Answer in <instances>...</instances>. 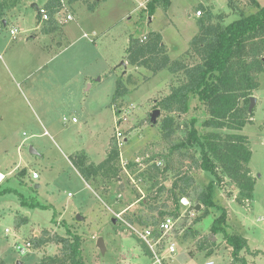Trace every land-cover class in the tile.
<instances>
[{"label":"rangeland","instance_id":"1","mask_svg":"<svg viewBox=\"0 0 264 264\" xmlns=\"http://www.w3.org/2000/svg\"><path fill=\"white\" fill-rule=\"evenodd\" d=\"M44 1L37 0L40 5ZM96 1L75 0L71 3L69 0L68 12L73 13L74 20L58 21L60 26H67L70 33H67L68 42H62L61 39L63 45L57 47L55 44L58 41L52 43L46 35L35 38L34 45L26 44L25 41L33 35L37 25H42L37 19L36 9L27 4V9H24L25 22H21V25L29 30L21 33L14 43L19 45H12L8 54H5L17 83L11 86L9 93L3 95L7 105L2 113L3 121H0V167L4 164V158H8L10 165L18 162L23 167L26 165L27 173L16 168L17 176L24 177L22 175L26 174L25 183L16 186L17 190L0 194V261L5 262V259L9 264H17L18 259L23 261L21 264H34L44 256L61 253L62 245L49 241L40 247L35 246L27 257H20L13 248V236L17 233L24 240L32 239L34 234L39 237H67L70 230L82 238L86 264H127V260L130 264H151L142 243L122 229L118 219L113 221L126 200L130 199H120L118 196L121 195V185L132 194L131 200L144 195L148 209L152 212L157 207L160 212L163 211L162 206L167 204L168 197L172 196L170 189L174 181H179L181 176H194V181L190 182L192 202L202 188L215 181L214 199L231 211L230 221L229 216L227 218L229 232H244L256 246L264 249V220H258L260 216L264 217V73L259 75L260 87L252 95L258 98L252 121L242 131L247 132L250 138L253 153L250 167L257 180L255 195L251 202L246 200L244 205H240L236 202L238 190L226 176L220 174L223 181L219 182L211 172L196 166L193 157L200 162L202 156L198 143L178 150L170 161L174 169L162 172L166 164L162 156L168 152L171 143L181 142L192 127L196 128L202 141L209 131L227 132L202 125L208 116L206 110L199 106L198 98L194 97L191 99L190 112L172 114L177 124L180 123L172 142L163 139L161 122L167 113L161 109L156 124L152 123L151 114L172 87L185 80L184 73H172L165 69L153 74L144 67H126L129 63L126 58L128 39L131 36L144 39L150 30L162 33L172 60H180L187 65L195 64L198 59L188 54L190 41L198 32L199 17L194 15L195 12L202 9L204 15V8H212L214 13L223 15L225 23H229L238 18L240 13L247 15L257 11L255 2L204 0L206 4H202L200 0H169L167 8L160 4L154 15H151L147 9L149 0H98L99 5L89 10L88 4ZM256 1L264 5V0ZM85 33L90 38L85 37ZM60 35V32H56L57 39L61 38ZM123 61L126 65L122 64ZM1 70L7 71L4 67ZM122 77L125 80L130 78L132 82L128 84L129 93L113 103L124 112L125 118L120 131L126 139L120 149L123 158L135 162L136 166L129 170L130 175L120 168L119 176L115 179L99 176L85 182L70 164V159L79 152L89 151L94 160H102L104 152L107 150L108 154L117 140L112 99L117 81ZM65 116L67 121L63 120ZM73 116L77 118V123L72 121ZM87 116L89 120L86 123ZM194 117L198 121L191 124ZM45 128L50 135H41ZM24 138L26 140L18 148ZM31 146L36 148V153H33ZM154 164L159 165L161 171L151 179L150 174L156 173ZM34 170H37L40 178H33ZM10 178L12 176H8ZM179 183L183 185L182 181ZM37 184L40 187H36ZM218 185L233 189L230 191L236 193L235 199L221 197V187ZM162 187L165 190L159 192ZM155 191L158 195H155ZM22 196L27 202H39L47 205V208L25 205ZM22 208L28 210L22 211ZM216 208L211 207L210 212L199 220L197 228L201 232L210 231ZM217 213L220 214L218 208ZM202 214L196 213L193 219ZM79 215L82 217L78 218ZM18 216L27 219L20 228L15 224ZM124 216L129 217L127 214ZM23 217L18 218L24 221ZM186 222L182 227H185ZM7 228L14 234L8 236L5 233ZM99 237L104 239L106 245L104 253L97 246ZM216 237L221 247L219 252L211 255L204 251L190 255L195 251L192 240L193 245L186 250L189 251L186 264H205L208 260L214 261V264H230L231 247L227 245L230 248L228 252L222 245L226 243L224 238L219 234ZM180 242L178 244L182 246ZM179 245L178 254L181 253ZM262 254L263 250L250 244L248 249L241 252L248 264L253 263L254 259L257 261L253 264H263ZM231 264L241 262L234 261L232 257Z\"/></svg>","mask_w":264,"mask_h":264},{"label":"trees","instance_id":"2","mask_svg":"<svg viewBox=\"0 0 264 264\" xmlns=\"http://www.w3.org/2000/svg\"><path fill=\"white\" fill-rule=\"evenodd\" d=\"M75 0H70L72 3ZM257 6V11L251 14L240 13L238 18L225 23L222 14H217L211 8H204L205 14L197 19L198 32L190 41L188 54H191L198 61L193 65H187L180 60H172L163 42V35L159 31H149L146 38L131 36L126 49L127 60L130 65L144 67L153 74L168 69L172 73L183 72L185 80L173 86L171 92L162 98L156 108L162 109L167 115L162 119V137L171 143L172 138L180 127L177 124L173 113L186 114L191 110V99L198 98L199 106L206 110L207 119L202 125L214 129L227 130L226 133L209 131L203 141L198 137L195 127H192L186 137L179 143H171L168 152L162 156L165 167L162 172L172 171L174 165L171 160L176 152L182 148H188L198 143L201 147V161L193 160L197 167L211 172L221 182L226 176L238 189L239 194L236 201L244 205L246 200L253 197L256 178L252 174L250 161L252 149L248 135L241 133L244 126L252 121L253 113L249 112L250 97L260 87L259 75L264 73V5L252 0ZM11 4V0H4L0 3V18L2 11ZM160 4L167 8L169 0H149L147 9L154 15ZM89 10H94L97 1L88 4ZM49 13L50 20L46 22L42 31L51 33L59 28L55 20V13L60 9V0H49L44 5ZM130 78L123 77L117 81V89L113 95L112 104L122 100L129 93L128 84ZM197 117L192 120L197 123ZM186 156V155H184ZM120 150L117 142L111 146L106 158L96 164L88 159L85 154L73 158L72 162L86 181L101 176L108 179H115L119 176ZM149 161V160H148ZM136 166L135 162L129 161L128 169L131 171ZM156 173L150 174L153 179L159 174L161 168L154 164ZM220 170L222 173H219ZM149 172V171H148ZM223 174V177L220 175ZM183 182V185L179 183ZM175 180L170 193L176 210L179 209V199L191 195L190 182L192 177H182ZM215 181H211L202 188L196 197V201L204 205L203 214L197 219L210 212L211 207H217L220 214L216 216L212 225L213 235L221 234L227 245L231 247V255L236 262L248 264L241 256L243 249H248L247 239L240 234H231L228 230V211L225 207L215 203L213 198ZM12 189H6L0 194ZM165 187L159 189L163 192ZM155 195H158L155 194ZM23 204H30L32 207L47 208L39 202H27L22 196ZM160 217L167 214V211H160ZM178 215V212H174ZM153 216L148 220H152ZM144 222V221H142ZM146 222V221H145ZM144 222V223H145ZM188 232V231H187ZM69 236L61 235L39 237L36 240V247H40L49 241H55L62 245L61 253L44 256L34 264H86L83 250L82 238L68 230ZM50 237V238H49ZM256 254V252H254ZM253 253V254H254ZM0 264L5 262L0 261Z\"/></svg>","mask_w":264,"mask_h":264},{"label":"crops","instance_id":"3","mask_svg":"<svg viewBox=\"0 0 264 264\" xmlns=\"http://www.w3.org/2000/svg\"><path fill=\"white\" fill-rule=\"evenodd\" d=\"M4 0H0V3H2ZM49 0H45L44 1V4H42V5H40L38 2H37V0H11V4L9 5V6H7V7H5L4 8V10L2 11V15H3V17L2 18H0V22H2V23H4V24H7L9 27H18V29H20V32L16 35V37H14V36H12L8 31L6 32V34L4 33V31L3 32H1L0 33V52L2 53V55H3V58L0 60V121H3L2 119H3V115H2V113H3V111L6 109V105H7V99H6V97H3V95H5L4 93H9V91L11 90V86L13 85V86H15L14 84H16L17 82H15V78H14V75L12 74V70H11V68L9 67L10 66V63H9V60L7 59V57H6V55L5 54H8V52H9V50L12 48V45L15 47V46H17V45H19V43L18 44H14V43H16L17 41L16 40H18V38H19V36H20V34L21 33H25L26 32V30H29V29H27V28H25L24 26H23V24L21 25V22L22 23H24L25 22V17H26V10H24V9H27L26 8V5L27 4H31V7L32 8H34V9H36V11H38V8L37 7H35L34 6V4L36 3V4H38V6L40 7V6H43V5H45L47 2H48ZM199 2H201L202 4H206L205 2H204V0H200ZM97 5H99V1L97 0ZM95 9V8H94ZM135 9H136V7H135ZM134 9V10H135ZM212 9V8H211ZM213 10V9H212ZM36 14V13H35ZM195 15V14H194ZM37 19H38V21H39V17H38V12H37ZM74 20V19H73ZM38 21H37V23H38ZM46 23V22H45ZM43 25V26H42ZM42 27L40 26V24H38L37 25V29H35L34 30V32H33V35H31L30 36V38L29 39H27L25 42H26V44H33L34 45V39L35 38H38L40 35H46V36H48L51 40H52V43L53 42H57L58 41V44H55L56 45V47L57 46H62L63 45V43H61V41L62 42H68V36H67V33H70V31H69V29L67 28V26H60L59 25V28L56 30V31H54V32H51V33H45V32H43L42 31V28L43 27H45V25H44V23H42ZM31 30V29H30ZM56 32H60L61 33V35H60V39L58 38L57 39V37H56ZM107 33V32H106ZM84 36L85 37H88V38H90V36H89V34L88 33H85L84 34ZM53 39H55V41L53 40ZM62 39V40H61ZM23 40H25V39H23ZM61 40V41H60ZM16 41V42H15ZM95 42V41H94ZM52 43H50L49 44V46H51L52 45ZM128 44H129V39H128ZM66 45H67V43H66ZM65 45V46H66ZM47 46V45H46ZM6 57V58H5ZM129 65V66H128ZM2 67H4L7 71H2L1 70V68ZM126 67L127 68H131V66H130V64L129 63H127V65H126ZM7 73H10L9 75L7 74ZM26 78H27V76H26ZM102 78H99V80H101ZM90 87H91V85H89ZM89 87V88H90ZM257 98V97H256ZM257 102H258V98H257ZM257 102H256V105H257ZM73 117H75V116H73ZM72 117V118H73ZM66 118V119H65ZM76 118V117H75ZM63 120L64 121H67L68 120V118L65 116L64 118H63ZM89 120V116H87L86 117V123H87V121ZM72 121H73V119H72ZM254 121V120H253ZM73 122H78V120H77V118H76V121H73ZM249 124H246V126H244V130L246 129V127L248 126ZM83 126H85V125H83ZM82 127V126H81ZM243 131V130H242ZM241 131V133H244V132H242ZM244 134H246V135H248L247 134V132L246 133H244ZM41 135H50V132L45 128V130H44V132L41 134ZM249 136V135H248ZM24 140H26V138H24L20 143H19V145H18V148L20 147V145H21V143L24 141ZM109 143H110V140H109ZM250 146H251V143H250ZM31 147H33V149L34 150H36V148H34V146H31ZM109 147V146H108ZM5 152H7V151H4L3 153H5ZM2 153V154H3ZM82 154H85L87 157H88V159L90 160V161H92V162H94V163H96V164H98L99 162H101V161H103L105 158H106V156H107V150L104 152V158L102 159V160H99V161H96V160H94L93 158H92V156L90 155V153H89V151H86L85 153L84 152H79V153H77V154H75L74 156H73V158L74 157H76V156H78V155H82ZM73 158H71L70 159V164L72 165V167L77 171V173H79V175L81 176V178L85 181V182H88V181H86L83 177H82V175L80 174V172L78 171V169L74 166V164H73V162H72V160H73ZM20 160H21V157L19 158ZM4 164H3V166L2 167H0V193L2 192V191H4V190H6V189H12V190H17V188H16V186H22V184H24L25 183V175H22V176H24V177H19V176H17L16 174H17V170H16V168H18L19 170H26V173H27V169L25 168L26 167V165H24V167H23V165L21 164L20 165V162H18L16 165H10L9 163H8V158H4V162H3ZM251 168V167H250ZM8 169V172H5L6 170ZM251 170H252V174H253V176H255L254 174V171H253V169L251 168ZM35 171H37V170H34L33 172H35ZM4 175V176H3ZM8 176H12V178H10V179H8ZM191 176H193V174L191 175ZM39 178H40V176H39ZM193 178H194V176H193ZM256 178V177H255ZM8 180H12L13 182H7ZM230 181V180H229ZM256 183H257V180H256ZM87 184V183H86ZM224 184V183H223ZM233 184V183H232ZM38 185V187H40V184H37ZM234 185V184H233ZM218 186H220L221 188H220V190H221V192L222 193H220V196L221 197H225V198H229V197H234V199H235V196H236V193L235 194H233L230 190H233V189H228L227 187H224V186H221V185H218ZM255 186H256V184H255ZM10 187V188H9ZM236 187V186H235ZM237 188V187H236ZM121 191H120V194L121 195H118L119 197H120V199H124V198H130V199H127L126 200V204H125V206L123 207V208H120L119 210H120V212L122 213L123 212V215H121L120 217H118V214H116V216L117 217H115L116 219H118V221L121 223V228L123 227L124 228V230L125 231H127V232H129L132 236H134L135 238H137L138 239V241H140V239L134 234V233H132L128 228H127V226H125V224L123 223L122 224V221H121V218H123V219H125V220H127V221H129V222H131V223H135V225L136 226H138V225H140V226H144V225H146V224H149V223H151V222H154L155 220V214H157L158 212H159V209L157 210V207H155V209H154V211H150V209H148V204H147V201L146 200H144L143 199V196L144 195H142L141 197H140V195H139V197L137 196V198L135 199V200H131V197H133L132 196V194L130 193V192H127L128 191V189H126L125 188V190H124V187L121 185ZM237 190H238V194H239V189L237 188ZM192 192L193 191H191V195H192ZM254 192H255V190H254ZM254 195L255 194H253V197H254ZM238 196V195H237ZM236 196V197H237ZM184 197V196H183ZM185 197H187L188 199H190V201L192 202V200H193V197H190V196H185ZM214 198V197H213ZM214 201H215V203L217 204V205H219V206H222V205H220L221 203L219 202V200L218 199H214ZM237 202V201H236ZM249 202H251V199H249L248 200V203ZM193 204H195V211L194 210H192V212H189V214H190V218H189V220H190V222H191V226L189 227V229L186 231V232H184V234L183 235H181L180 234V232H178V236H177V240H176V242H177V248H178V241H181L180 243L182 244V246H180L179 245V247H180V252L181 253H179L178 254V249H177V255H176V257L174 258V260L172 261V263L171 264H186V261H187V258H188V252L189 251H187L186 252V250H189V248H190V245H193L192 244V240H194V244L195 245H193L194 247H193V250H195L193 253H191L190 255H192V254H195V253H197V251H199V252H202V251H204L206 254H208V255H211L212 253H214V252H219V248L221 247V245H220V241H219V239H218V237H216L217 235H213V233L211 232V227H210V231H208L207 233L206 232H201V230H199L198 228H197V224H198V222H199V220H201L202 218H200L199 220H197V219H193V218H195V214L197 213V214H200L201 212H199L201 209H202V207H204V205H202L201 203H198L196 200L194 201V202H192ZM237 203H239V202H237ZM41 204V203H40ZM173 204V205H172ZM198 204H200L201 205V208L200 209H197V205ZM240 204V203H239ZM42 205H45V204H42ZM172 205V206H171ZM174 203H173V200H172V198H169L168 197V199H167V204H165V205H163L162 206V208L164 209V211H167L168 213H174V212H177L178 210H176L175 209V211L173 210V208H174ZM240 205H242V204H240ZM251 205H252V203H251ZM222 207H224V206H222ZM253 207V206H252ZM226 208V207H225ZM1 209V208H0ZM25 209H27V208H22V211H24ZM116 209V208H115ZM227 209V208H226ZM28 210V209H27ZM153 210V209H152ZM191 210V209H190ZM117 211H118V209H117ZM227 211H228V216H229V219H228V221H230V218H231V216H230V214H231V211L230 210H228L227 209ZM119 212V211H118ZM119 212V213H120ZM196 212V213H195ZM117 213V212H116ZM167 213V214H168ZM217 213V208H216V211H215V216H214V218H213V221H214V219L216 218V215H218V213ZM125 214H127V215H129V217H125L124 215ZM189 214H187V218L189 217ZM27 216V215H26ZM152 217L153 216V219L152 220H148V218L149 217ZM18 217H23V216H18ZM16 218L15 219V224H16V226H18V228H20L21 226L20 225H22V224H24L25 223V221H27V219H25L24 217V221H22L20 218ZM114 219V218H113ZM258 220H264V217L263 216H260L259 218H258ZM142 221H146L145 223L144 222H142ZM213 221H212V223H213ZM212 223H211V225H212ZM125 226V227H124ZM122 228V229H123ZM9 230H10V232L8 233V234H14L13 232H12V230L10 229V228H8ZM6 230V229H5ZM238 232V234H240V235H242V236H244L246 239H247V241H248V246H249V244L251 245V246H253V247H255V248H259V249H261V250H263L264 251V249L262 248V247H258V246H256L253 242H252V240H250V238L247 236V235H245L244 234V232L243 233H239V231H237ZM5 233H6V231H5ZM7 234V233H6ZM7 234V235H8ZM219 235H221V234H219ZM9 236V235H8ZM221 237L223 238V236L221 235ZM23 237L20 235V234H15L14 236H13V242L16 240V239H22ZM183 238V239H182ZM208 242H207V241ZM223 240V239H222ZM214 242V243H213ZM140 243H142L141 241H140ZM211 244V245H210ZM142 245H143V243H142ZM223 246H225L226 247V250L228 251V252H230V248L227 246V244L226 243H224V244H222ZM143 248H144V251H145V254H147V256H149V252L148 251H146L147 249H145V247H144V245H143ZM260 253H262V252H260ZM0 254H2V250L0 249ZM17 254V253H16ZM263 256H264V254H262ZM261 255H259L258 256V258L260 257ZM231 259H232V257H231V255H230V264H231ZM261 259V258H260ZM4 261H5V264H9L5 259H4ZM257 260H255L254 259V261H253V263H255ZM263 261V264H264V260H262ZM20 262V263H19ZM23 261L22 260H18L17 259V264H21ZM214 264L215 262L214 261H212V260H208L205 264ZM253 263H249V264H253ZM127 264H130V262L127 260Z\"/></svg>","mask_w":264,"mask_h":264},{"label":"built area","instance_id":"4","mask_svg":"<svg viewBox=\"0 0 264 264\" xmlns=\"http://www.w3.org/2000/svg\"><path fill=\"white\" fill-rule=\"evenodd\" d=\"M60 2H61V7L55 13V20L61 22H64V20H68V21L73 20L74 19L73 13L71 11L68 12L69 0H60ZM37 12L40 23L41 22L45 23L50 20V13L44 5L38 7ZM64 13L66 14L64 15ZM195 16L201 17L202 9H198L195 12ZM4 30H7L14 37H16V35L20 32V29H18V27H9L7 24L0 22V33L3 32ZM145 38L146 36L144 37V39ZM2 58L3 55L0 52V60ZM112 109L115 113V125H116L115 137L117 138L116 142L120 150V158H121L119 167L123 170V172L130 175L129 169L127 167L129 161H126L123 158V153H121V149H120L126 139V136L120 131L121 124L125 119L123 115L124 112L120 111V109H118L116 104L112 105ZM72 119L73 121H76L75 117H73ZM263 143H264V138H263ZM32 174L34 179L39 178L38 172L35 171L32 172ZM140 192L142 193L143 191ZM155 194H157V191H155ZM174 207L176 206L174 205ZM161 210L164 209L161 208ZM173 210L175 211V208H173ZM192 210L195 211V204H193L190 201V199L184 196L179 199V209L177 211L178 212L177 216L174 215V213H168L160 217V213L158 212L154 216L155 221L146 224L144 226H140V225L136 226L135 223L133 224L123 218H121V221L143 243L145 249H147L146 251L149 252L148 257L151 261V264H171L177 254L178 248H177L176 240H177L178 232H180V234L183 235L185 230L191 226V222L189 220L190 218L189 212H192ZM187 214H189L188 218H187ZM121 215H123V212L120 214L118 213V217H120ZM185 221H187L186 225L185 227H182ZM5 231L7 234L9 233V229H6ZM35 238H39V236L37 234H34L33 240ZM33 240L16 241L14 244V248L17 255L20 257H24V256L27 257L28 255H30L35 249Z\"/></svg>","mask_w":264,"mask_h":264},{"label":"water","instance_id":"5","mask_svg":"<svg viewBox=\"0 0 264 264\" xmlns=\"http://www.w3.org/2000/svg\"><path fill=\"white\" fill-rule=\"evenodd\" d=\"M35 7H39L38 4H34ZM123 65H126V63L123 61L122 62ZM250 106H249V111L250 113L253 111V108L255 107L256 105V101H257V98L255 96H251L250 97ZM161 114V110L159 108L155 109L152 114H151V121L153 124H156L157 121H158V117L160 116ZM31 150L33 151V153L35 152L36 153V150L33 149V147H31ZM36 187H38V185H36ZM201 208V205L198 204L197 205V209H200ZM82 216L79 215L78 218H81ZM116 218L113 219L114 222H116ZM97 246L100 248V250L104 253L106 251V245H105V242H104V239L102 237H99L98 241H97Z\"/></svg>","mask_w":264,"mask_h":264},{"label":"bare ground","instance_id":"6","mask_svg":"<svg viewBox=\"0 0 264 264\" xmlns=\"http://www.w3.org/2000/svg\"><path fill=\"white\" fill-rule=\"evenodd\" d=\"M42 23V22H41ZM4 176V175H3ZM8 229V228H7ZM9 232H10V230H9ZM38 238H35L34 240H33V238L32 239H24V240H33V242H34V246H36V240H37ZM16 241H23V239H16L15 240V242ZM15 242H14V244H15ZM14 244H13V248H14ZM14 250H15V248H14ZM16 252V251H15Z\"/></svg>","mask_w":264,"mask_h":264}]
</instances>
